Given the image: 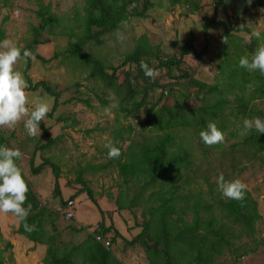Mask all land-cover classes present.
I'll list each match as a JSON object with an SVG mask.
<instances>
[{"label": "trees", "instance_id": "trees-1", "mask_svg": "<svg viewBox=\"0 0 264 264\" xmlns=\"http://www.w3.org/2000/svg\"><path fill=\"white\" fill-rule=\"evenodd\" d=\"M212 1L214 9H221L225 14V20L213 16L205 18L199 51L195 50L194 42L189 38L176 47L177 53L165 54L159 46L151 44L146 34H142L137 38L133 49L124 54L117 64L107 66L83 48L90 42L94 45L101 43L103 35L115 32L131 18L148 17L149 12L161 6L163 2L167 10L178 5L187 13H195L200 9V0H84L83 15L78 19L80 32H70V37L75 38V41H69L65 50L55 52L47 58L37 51L40 44L48 42L47 39L40 40L39 35L55 16H48V5L38 0L36 15L40 25L33 26L32 39L22 48L48 65L53 60L58 63L59 59L62 62L70 59L79 62L89 69L88 79L93 81V90L100 103L106 104L107 99L103 96L113 94L119 113L126 118H134L145 110L144 125L158 132L154 136H144L142 142L130 138L132 144L129 143L125 151L121 150L120 157L115 158L118 176L127 187L124 193L120 192L115 198L117 209L132 210L138 204L143 207L140 232L127 242L140 245L147 264H218L225 254L230 256L231 264H235L240 258L254 254L259 247H264V236L260 237L256 228L262 215L258 202L248 189L243 200L219 198L215 203H211L203 198L200 191L189 196L180 194L177 184L183 170L189 169L194 160L189 147L179 145L175 149V129L194 131L198 143L204 145L199 133L210 121L215 122L224 132L229 130L232 121L225 115L230 105L236 109V116L245 117L251 103L257 100L264 102V75L258 71L248 72L238 64L241 56H250L255 51L259 45L258 40L252 38L250 44L244 46L245 50L241 49L235 40L237 33L248 31L241 24L243 14L252 9H264L263 0ZM228 9L231 14L227 12ZM218 39L226 41L220 46L221 57H218L219 75L222 78L219 79L221 81L216 79L215 83L208 84L195 78L193 71L185 67L186 57L192 53L200 56ZM229 45L232 46L230 54ZM142 61L156 71L164 70L169 78L180 80L176 82L182 85L176 106H168L165 103L158 106L161 100L153 96L158 83L145 76L140 66ZM29 68L30 65H27L24 69L28 85L25 91L43 89L53 97L51 110L46 114L50 118L59 105V92L44 80L32 81L28 73ZM170 90L167 87V91ZM192 94L201 103L193 110L184 101ZM231 95L232 98L229 97ZM73 99L75 98L68 101ZM66 119L63 116L56 118L57 122L67 121ZM39 127L45 142H38L36 150H45L54 144L57 138L50 136L49 127L43 120ZM236 130L238 131V128ZM230 135H233V132H230ZM116 138H122L121 134L113 137ZM8 144L7 136L0 131V145L13 148ZM239 145L241 149H247L252 157H257L264 152V134L252 130L242 137ZM106 165H95L92 171L104 169ZM18 166L21 168L19 161ZM46 166L51 167L54 175L52 199L57 198L60 205L53 206L51 198L50 201L41 200L22 171L29 189L24 206L31 204L26 222L34 225L35 230L26 231L23 222L18 221L14 233L46 247L42 264H119L112 255L111 246L104 247L95 239V236H100L109 240L111 245L116 238L121 237L115 226L104 223L102 209L101 221L79 245H73L72 240H64L61 228L64 214L58 208H62L66 201L62 199L59 188V166L49 158H43L37 166L31 160L30 174L37 175ZM82 173L83 170L77 172L76 182L81 187L74 196L85 193L96 203L93 190L82 178ZM129 184H137V191L131 197L127 191ZM147 191L149 193L145 196ZM187 211H190L189 219ZM12 249V243L0 231V264H16ZM78 257H81V261L77 260Z\"/></svg>", "mask_w": 264, "mask_h": 264}, {"label": "rangeland", "instance_id": "rangeland-1", "mask_svg": "<svg viewBox=\"0 0 264 264\" xmlns=\"http://www.w3.org/2000/svg\"><path fill=\"white\" fill-rule=\"evenodd\" d=\"M42 1L49 7L48 16H55L39 35L40 40L47 39L48 42L40 44L37 51L47 58L55 52L65 50L69 41H75V38L70 37V32L71 30L75 33L80 32L78 19L80 15H83L84 0ZM200 5V9L195 13H187L178 5L167 10V6L163 2L161 6L153 8L148 17L131 18L115 32L103 35L101 43L94 45L90 42L85 45L83 50L99 59L104 65H115L124 54L133 49L137 38L146 34L151 44L159 46L165 54L177 53L176 47L182 45L189 38L193 40L195 50L199 51L203 40L202 29L205 18L213 16L225 20V14L221 9H214L212 0H200ZM37 10L38 0H12L10 10H8V21L9 11L10 13L17 12L18 17H12V28L8 32L9 40L16 42L22 48L30 43L33 26L40 25V20L36 15ZM227 12L232 13L230 9ZM241 24L249 32L237 33L235 40L238 41L241 49H244V46L250 44V41H244L243 37L246 34H250L254 28L264 31V9H252L243 14ZM223 42L222 39H218L214 44L209 45L208 51L200 56L192 53L186 57L185 67L193 71L195 78L208 84H213L216 79L222 78L219 75L218 57H221L219 48ZM261 43L262 41H258L259 45ZM231 52L232 46L229 45L228 54ZM30 54L28 58L21 56L15 68L24 76L25 67L30 65L28 73L32 81L44 80L49 83L51 88L59 92V105L56 111L53 112L52 117L49 118L46 115L43 119L44 124L49 127L50 136L56 137L57 141L45 150H36L38 142L43 143L45 140L41 134L35 137L27 134L24 128V120L27 117L22 118L13 127H0V131L5 133L9 144L14 149H19L22 152L23 155L19 160L21 169L41 200L47 196L52 199L54 175L51 167L46 166L42 172L32 176L29 169L30 161L33 160L34 165L37 166L43 161V158H49L59 166L58 183L62 199L64 201L74 200L76 203L73 208V225L83 227L82 234L84 236L88 234L85 230H93L97 222L101 221L100 209H104V223L112 224L122 235V238L130 239L134 228L128 229L125 221L132 227L140 228L143 221L141 214L143 207L138 204L132 210L117 209L115 198L120 192L124 193L127 187L123 185L118 176L116 159L108 157V149L104 147V144L111 139L115 146L117 145L122 151H125L127 145L132 142L130 138L142 142L144 136H154L158 132L144 125L145 110H142L134 118H126L122 113H119L118 104L113 94H109L107 97L103 96L107 99L106 104L100 103L94 93L95 90H93V81L88 79L89 69L79 62L73 59L62 62L59 59L60 63L53 60L48 65L37 59L32 53ZM157 73L154 80L158 83V88L153 96L160 98L158 106L164 103L168 106H176L182 91V85L176 83L180 80L169 78L164 70L157 71ZM174 74L177 73L174 72ZM164 86L171 90L168 92L167 87L163 88ZM25 94L30 108L34 107L37 101H44L50 105L53 101V97L43 89L25 91ZM229 97L232 98V95ZM71 98L75 99L68 101ZM184 101L191 110L201 105L193 94ZM113 103L117 107L112 108ZM230 106L227 108L225 116L232 121V124L225 132V141L222 144L201 145L198 143L194 131L189 129L174 130L175 149L179 145L189 147L194 160L189 169L183 170L182 177L177 179L179 193L189 196L200 191L206 201L215 203L219 198L226 199V197H222L216 182L217 176L221 172L228 180L240 179L247 185V189L258 202L262 218L257 222L256 228L258 235L262 237L264 236V152L257 157H252L247 149H241L239 142L244 135H239L236 128L238 124L242 125L244 118L259 117L264 119V102L257 100L251 103L245 117L236 116L234 111L236 109ZM105 109H110V111L106 112ZM58 116L67 118V121L57 122ZM230 132H233V135H230ZM118 133L122 138L113 139ZM101 164H107V167L92 171L95 165ZM78 170H83L82 178L92 188L97 204L92 202L85 193L74 196L81 187L76 182ZM130 185L127 191L131 197L137 191L135 187L137 184ZM148 193L149 191L145 193V196ZM72 196L74 197L71 198ZM52 203H55L56 207L60 205L57 198H53ZM13 216L10 213L0 214V231L14 247L12 251L15 263L40 264L39 260L31 262L30 259L34 254L36 256V252L27 247L28 244L23 240V236L14 233V224L6 221V218H13ZM187 218H190V211H187ZM15 219L13 220L15 221ZM64 221L67 223L70 220L64 216ZM139 228L137 229L140 230ZM69 237L75 242L82 239L81 235L73 233H70ZM218 264H231L230 256L225 254L219 259ZM235 264H264V247H259L254 254L240 258Z\"/></svg>", "mask_w": 264, "mask_h": 264}, {"label": "clouds", "instance_id": "clouds-1", "mask_svg": "<svg viewBox=\"0 0 264 264\" xmlns=\"http://www.w3.org/2000/svg\"><path fill=\"white\" fill-rule=\"evenodd\" d=\"M243 38L245 42L256 38L262 43L250 56L240 57L239 67L248 72L258 71L264 75V31L254 28ZM30 55L28 50L22 49V46L12 40H0V127H13L22 118L27 117L24 120V128L29 136L35 137L41 134L40 122L51 110V105L44 101H37L34 107H29L25 94L27 82L23 74L16 70L15 65L21 56L28 58ZM140 66L145 76L154 79L158 75L157 71L147 63L142 61ZM111 107L115 108L117 105L113 103ZM105 111L109 112L110 109ZM237 128L239 135L242 136L248 135L252 130L258 134H264V119L244 118L242 125L238 124ZM225 135V132L211 121L199 133L201 141L208 146L222 144L225 141ZM104 147L108 149L107 155L110 159L120 157L121 149L115 146L111 139L105 142ZM22 155L19 149L0 145V214L12 213L18 221L23 222L25 230L31 232L35 230V226L26 222L31 211V204L24 206L29 189L22 169L18 166ZM216 182L222 197L238 201L245 198L247 185L240 179L228 180L221 172Z\"/></svg>", "mask_w": 264, "mask_h": 264}, {"label": "crops", "instance_id": "crops-1", "mask_svg": "<svg viewBox=\"0 0 264 264\" xmlns=\"http://www.w3.org/2000/svg\"><path fill=\"white\" fill-rule=\"evenodd\" d=\"M11 3H12V0H0V40L8 39V36H9L8 32L12 28V23H11L12 17H14V18L18 17L17 12L14 11V12L10 13V11H9L10 17H9V21H8V10H10ZM45 199L47 201H50V197L48 198V196ZM51 202H52V199H51ZM75 204L76 203H74V205ZM52 205L55 206L56 204L52 203ZM102 210L104 211V209H102ZM112 211H113V209H112ZM14 218H16V217L13 216V218H9V219L6 218V221L8 220L9 222L13 223L14 224V230H16L18 227V219L16 218L14 221L13 220ZM73 219H74V215L71 219H69L70 221L67 223L64 220H61L62 236H63L64 240L71 241L72 238L69 237L70 233L79 234V235H81V238H82L81 241H82L85 238L84 234H82L83 227H78V226L73 225ZM98 222H97V224H98ZM97 224L95 225V227L97 226ZM125 224H126L128 229L134 228V229H132L134 233L130 235L131 236L130 238L134 237L135 235H137L140 232V230L137 229L139 227H136V226L132 227V225L128 224L126 221H125ZM65 226H67V227H65ZM80 228H82V229H80ZM85 231H86V233H90L92 230H85ZM21 239H23V238H21ZM23 240L28 244L27 247L32 248L33 252H36V256L34 254V256L31 257V259H30L31 262L33 263V262H36L39 260L40 264H42V259H43L44 254H45L46 247L44 245L34 244L33 242L27 240L25 237ZM120 240H122V235H121V237L116 238L114 243H112L110 245L111 250H112V255L116 258V260L118 261L119 264H147V261L145 260V257H144L145 254L143 252V249L140 247V245L138 243L130 244L127 242L129 240L127 238H123V240H125L123 242ZM81 241L75 242L72 240V244L73 245H79V243ZM13 249H14V247H13ZM77 260L81 261V257H78Z\"/></svg>", "mask_w": 264, "mask_h": 264}, {"label": "built area", "instance_id": "built-area-1", "mask_svg": "<svg viewBox=\"0 0 264 264\" xmlns=\"http://www.w3.org/2000/svg\"><path fill=\"white\" fill-rule=\"evenodd\" d=\"M73 207L74 201L67 200L66 204L62 208H58L62 212L66 219H71L73 217ZM96 241L100 242L104 247L110 246V241L107 239H102L100 236H95Z\"/></svg>", "mask_w": 264, "mask_h": 264}]
</instances>
